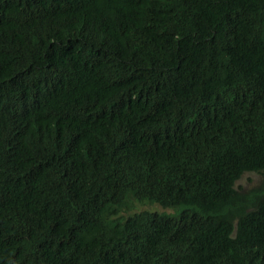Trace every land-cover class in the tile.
Wrapping results in <instances>:
<instances>
[{
    "label": "trees",
    "instance_id": "16d2710c",
    "mask_svg": "<svg viewBox=\"0 0 264 264\" xmlns=\"http://www.w3.org/2000/svg\"><path fill=\"white\" fill-rule=\"evenodd\" d=\"M249 171L264 0H0V264H264Z\"/></svg>",
    "mask_w": 264,
    "mask_h": 264
},
{
    "label": "rangeland",
    "instance_id": "374dc122",
    "mask_svg": "<svg viewBox=\"0 0 264 264\" xmlns=\"http://www.w3.org/2000/svg\"><path fill=\"white\" fill-rule=\"evenodd\" d=\"M264 179V173H258L255 171H249L247 173H245L242 178L237 182V187L239 189H248V188H252L254 186L259 185ZM143 209H148L151 211H157L162 213V211L164 212H169L172 213L175 211L174 208L172 207H163L159 204H151V203H143V204H137L136 207L132 210L133 212L136 211H140ZM130 212H123V215H127Z\"/></svg>",
    "mask_w": 264,
    "mask_h": 264
},
{
    "label": "clouds",
    "instance_id": "9594fccd",
    "mask_svg": "<svg viewBox=\"0 0 264 264\" xmlns=\"http://www.w3.org/2000/svg\"><path fill=\"white\" fill-rule=\"evenodd\" d=\"M144 203H149V202H144ZM137 204H143V203L138 202V203H136V205H137ZM151 204H158V203H151ZM136 205H135V207H136ZM159 205H160V204H159ZM161 206H162V205H161ZM135 207H134V208H135ZM163 207H164V206H163ZM134 208H133V209H134ZM133 209H132V210H133ZM174 209H175V208H174ZM132 210H130V211H128V212L132 213ZM143 210H148V209H143ZM140 211H142V210H140ZM140 211H136V212H140ZM149 211H151V210H149ZM156 212H157V211H156ZM174 212H175V211H174ZM133 213H135V212H133ZM159 213H160V212H159ZM162 213H169V212H164V211H162ZM172 213H173V212H172Z\"/></svg>",
    "mask_w": 264,
    "mask_h": 264
}]
</instances>
